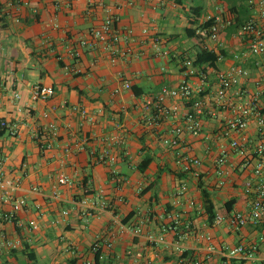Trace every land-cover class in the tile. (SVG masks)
I'll list each match as a JSON object with an SVG mask.
<instances>
[{
	"label": "crops",
	"instance_id": "1",
	"mask_svg": "<svg viewBox=\"0 0 264 264\" xmlns=\"http://www.w3.org/2000/svg\"><path fill=\"white\" fill-rule=\"evenodd\" d=\"M107 12L118 18L114 44L91 35ZM207 17L222 25L218 41L197 34ZM250 20L264 27L258 0H0V120L18 131L16 136L5 129L0 136V235L16 245L1 250L0 264H131L127 250L142 251L151 264H176V243L202 253L210 244L248 243L264 233L252 225L230 230L226 209L233 201L231 211H247L243 189L252 181L250 169L241 170L239 159L229 157V142L239 135L226 133V123L256 93L264 106V54L240 57L247 45L236 36V28ZM202 49L224 55L213 69L240 66L246 73L219 105L211 72L203 81L184 75L182 59ZM183 80L211 101L199 116L200 133L184 131L172 146L163 140L174 136L181 119L148 126L147 103ZM34 85L51 86L53 97L32 101ZM187 111L181 106L180 116ZM49 123L55 136L42 131ZM241 135L252 145L258 140L252 115ZM46 142L49 148H41ZM221 148L227 158L218 165ZM104 150L113 162L98 159ZM182 157L200 164L188 165ZM202 191L221 223L208 221ZM15 199L25 206L12 221L3 220ZM134 227L162 233L165 243L134 237ZM258 257L264 258V242Z\"/></svg>",
	"mask_w": 264,
	"mask_h": 264
},
{
	"label": "built area",
	"instance_id": "2",
	"mask_svg": "<svg viewBox=\"0 0 264 264\" xmlns=\"http://www.w3.org/2000/svg\"><path fill=\"white\" fill-rule=\"evenodd\" d=\"M80 2L83 0H67V2ZM259 12L264 17V0H258ZM210 17H207L208 21ZM118 21L117 16L110 12L104 16L98 27L91 30L93 39L101 43L114 44L119 41V32L116 30V23ZM222 32V25L219 19H214V22L208 28H198L197 34L202 39H210L212 41H218L219 36ZM236 36L246 43V50L243 51L240 57H246L248 55H259L264 54V27H259L257 23L250 20L243 24L237 31ZM85 42L81 41L79 44L83 45ZM110 62L116 61V55L113 51L109 53ZM75 55H77L75 53ZM235 59H238V55H234ZM224 59L222 53L217 54V60L221 61ZM192 59L184 57L182 59V66L184 68V75L187 78L196 76L201 81L206 79L207 70L214 75L217 82V88L215 90L213 102L217 105L224 99L229 90L238 85L240 79L246 75L245 71L240 66H232L225 70H215L210 64H205L203 67L193 66ZM206 69V70H205ZM123 87L129 89V83H124ZM117 92V91H115ZM54 95V89L51 86L45 85H34L30 90V98L32 101H43L46 102L51 99ZM15 98H18V94H14ZM171 99L173 103L170 106L165 105V101ZM258 93L254 94L252 98L245 104L239 106V114L232 121L226 123V133L235 132L238 133V137L231 139L229 142V157L232 153L239 159L238 167L241 170L249 168L252 173V181L247 183L244 187L243 192L246 196L247 211H229V217L227 222L229 229L238 231L239 229L247 226H258L264 227V106H260L257 103ZM210 99H204L202 96V89L200 87H194L190 81L183 80L176 87L167 88L163 87L157 94V96L147 103V106H152L149 112V117L146 119L148 126H154L161 118L165 120H178L181 119L183 125H179L174 128V136L171 139H164L163 143L176 146L179 144V135L184 131L190 135H198L201 131V123L199 116L204 113L207 104L210 103ZM182 104V105H181ZM185 106L187 112L182 116L179 114L180 107ZM81 119L86 118V112L80 110L79 112ZM250 115L255 119L256 131L258 133V140L255 144H250L248 139L241 134L246 130ZM42 117L45 119L48 117V113H42ZM9 129L12 135L18 136V131L14 129V125H9L5 120H0V131ZM47 131L50 135L55 136L56 128L52 123H49L42 130ZM43 132H40L41 135ZM114 140V139H113ZM41 148H49V144L46 142L41 145ZM188 165H199L198 159L184 158ZM227 158V153L224 148H221L216 164L222 165ZM100 161L113 162L114 157L108 150L102 151L99 158ZM188 165L185 169H189ZM67 183V180H64ZM4 182L0 177V188L4 187ZM185 191V187L180 188L179 194ZM105 205L104 202L101 203ZM189 205H193L189 202ZM25 206L24 199H15L11 203V209L8 213L3 214L2 218L5 221H12L15 214ZM95 204L91 203V207ZM178 217H175L174 223L177 224ZM223 221L222 216H215L212 223L219 224ZM29 226L32 229H36L37 225L35 221H29ZM187 231H190V224L184 225ZM165 229H163L164 231ZM134 237L143 239V241L149 244H163L165 238L162 233L159 235H152L145 233L140 227H134L131 230ZM206 240L210 241L207 236ZM264 242V233H260L251 242H242L235 245H217L210 244L202 253L194 252L179 246L178 243L174 244V251L176 253V264H248L249 262L259 261V264H264V258L259 259L260 244ZM15 243L0 235V252L3 248L13 249ZM110 247V243L106 244ZM97 244L93 245V253L98 251ZM126 257L131 259V264H151L145 261V257L142 251H131L125 252Z\"/></svg>",
	"mask_w": 264,
	"mask_h": 264
},
{
	"label": "trees",
	"instance_id": "3",
	"mask_svg": "<svg viewBox=\"0 0 264 264\" xmlns=\"http://www.w3.org/2000/svg\"><path fill=\"white\" fill-rule=\"evenodd\" d=\"M214 22L213 18H210L208 21H205L203 23H200L198 25L199 28H208L210 25H212ZM241 27V26H240ZM240 27H237L236 29L238 30ZM192 59V58H191ZM217 60V55L214 54L211 51H208L206 49H202L200 52H198L194 58L192 59L193 66L195 67H200L205 64H210L213 65ZM136 94V93H135ZM3 131H0V136L2 135ZM202 200H203V208L205 211V214L207 215V219L209 222H212L215 213H214V206L211 200L208 198V194L205 191H202ZM229 204V205H228ZM233 201H229V203L226 204V209L227 211H231ZM98 257H95V263L97 262Z\"/></svg>",
	"mask_w": 264,
	"mask_h": 264
}]
</instances>
